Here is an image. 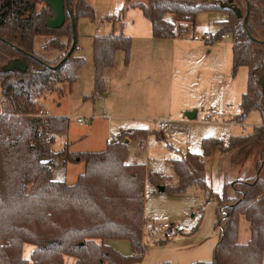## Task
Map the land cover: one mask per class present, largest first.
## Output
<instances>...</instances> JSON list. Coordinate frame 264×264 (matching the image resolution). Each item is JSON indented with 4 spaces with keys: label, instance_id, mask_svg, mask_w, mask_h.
Wrapping results in <instances>:
<instances>
[{
    "label": "trees",
    "instance_id": "obj_1",
    "mask_svg": "<svg viewBox=\"0 0 264 264\" xmlns=\"http://www.w3.org/2000/svg\"><path fill=\"white\" fill-rule=\"evenodd\" d=\"M41 0H0V264H131L145 254L141 232L143 216L145 169L143 164L126 162L125 140L138 139V151L150 132L143 128L122 131L117 141L100 151L72 152L67 144L52 149L57 134L68 129V118L61 115H38L41 105L36 98L58 83H72L84 58L76 55V24L80 17L94 18V10L85 0H68L73 16L75 45L71 54L54 68L67 54L71 42V23L67 11L59 28L45 25L52 16L45 5L37 10ZM129 7H138L150 21L154 37H173V24L165 14L194 19L196 14L220 11L227 18L218 23L215 36L231 33L232 70L240 66L248 69L245 92L240 100L237 121L257 110L261 124L251 132L230 136L227 144L220 139H202V152H186L184 158L171 160L178 177L175 186L163 185L165 190L181 193L187 186L204 184L198 177L203 169V157L213 147L221 152L238 149L251 142H264V88L259 78L264 74V0H147L145 3L126 0ZM221 3L229 6L222 8ZM126 6V7H127ZM234 9L240 10L238 17ZM120 17V16H119ZM111 19V18H110ZM50 38L43 48L63 51V56L47 60L34 50L37 36ZM64 38V40H62ZM131 38L120 32L96 35L92 41L93 88L90 98L104 91V70L114 63L119 50L129 54ZM24 61L25 69L7 70L11 61ZM128 142V141H127ZM84 163L83 172L75 182L67 184L51 178L56 160ZM264 147L256 163V174L230 183L234 195L227 194V184L215 195V228L218 242L210 262L191 264H262L264 255ZM149 181L157 187L161 176L153 173ZM249 224L250 237L238 242L239 217ZM125 239L132 255L119 254L107 240ZM24 244L33 245L29 258L23 256ZM167 264V263H163Z\"/></svg>",
    "mask_w": 264,
    "mask_h": 264
},
{
    "label": "rangeland",
    "instance_id": "obj_2",
    "mask_svg": "<svg viewBox=\"0 0 264 264\" xmlns=\"http://www.w3.org/2000/svg\"><path fill=\"white\" fill-rule=\"evenodd\" d=\"M136 1L145 3L147 0ZM87 3L94 10V18L80 17L76 24L79 36L85 35L81 41V55L84 59H87L88 52L91 55L90 35L96 29L103 31L108 26L107 24L111 23V19L120 24V18L122 22H126L131 14H141L136 8L130 10V15L126 17L124 14L128 5L126 0H88ZM44 5V2L39 1L36 9L39 10ZM201 13L203 12L196 14L195 18L199 25L207 23L208 19L207 15ZM166 19L170 21L171 16L166 15ZM210 30H212L211 27ZM202 33L200 28L195 29L194 34ZM49 38V35L37 36L34 50L45 59L54 61L64 53L51 47L43 48L42 44ZM254 50L258 56L264 54V50L257 49V47ZM262 62L264 64V58H262ZM247 70V67L244 66L237 68L235 72L232 70V74L236 75L237 73V80L241 78L244 87L248 78ZM90 81V76H86L84 72L82 75L79 73L76 74L71 84L68 82L58 83L51 90L43 91L36 98L41 109L52 115L68 118L67 131L56 135L52 149L57 151L67 144L68 150L72 152L100 151L104 149L106 137H113L117 141L118 122L106 117L104 107L98 100L95 104L92 103V98H90L92 83ZM1 101L0 96V108ZM221 111V109L216 110L217 115L199 112L193 121L172 118L166 131L159 130L158 122L152 121L150 124L139 122L140 128L150 132L144 141L143 148L138 151V139L126 142V161L129 164H143L145 172H147L144 184L143 213L145 219L150 222L166 221L172 224L175 230L173 237L160 240V238H154L156 236L145 235L142 226L141 239L143 245H146L145 254L140 261L131 264H191L198 261L210 262L213 259L219 236V229L215 228V195L222 192L229 174L227 172L229 170L223 169L225 161L219 147L212 148L213 150L211 149L210 153L203 157V169L198 173V177L204 187L192 184L181 193L159 192L157 186L149 181L148 176L157 173L161 176V185L175 186L178 179L171 166V160L184 158L186 152L200 154L203 138H216L227 144L230 136L247 134L254 126L261 124L260 114L257 110L250 111L241 122L236 120L240 114L239 107L233 105L224 110L225 113ZM79 117L83 118L84 122L79 123L77 121ZM88 121L90 122L88 123ZM83 169L82 161L71 163L58 159L52 168L51 177L53 180L71 184L75 182ZM263 176L264 171L260 177ZM226 184L227 194L233 196V188L230 183ZM243 221L244 219H242L240 228L241 239H243V231H246ZM117 243L115 250L119 254L132 255L131 245L127 240L119 239ZM33 247L31 244H24L23 256L29 258ZM65 260L67 264H72L74 261L72 257L67 256H65Z\"/></svg>",
    "mask_w": 264,
    "mask_h": 264
},
{
    "label": "crops",
    "instance_id": "obj_3",
    "mask_svg": "<svg viewBox=\"0 0 264 264\" xmlns=\"http://www.w3.org/2000/svg\"><path fill=\"white\" fill-rule=\"evenodd\" d=\"M136 8L139 9L127 6L125 16L128 17L129 11ZM139 11L141 14L137 12L135 15L131 14L126 22H122L120 18V24H117L111 19V23H108L103 31L96 29L90 35L91 55L90 52L87 53V59H84L83 65L76 73L82 75L84 72L86 76H90L93 88V37L121 31L131 38L129 54L126 55L121 50L115 53L113 65L104 70V91L92 99L93 104L97 100L100 102L108 119L118 122L117 138L122 131L140 128L139 122L150 124L152 121L157 123L163 119L171 121L172 118L193 121L199 112L217 115L216 110L221 109V112L225 113L224 110L233 105L239 107L240 112L239 104L247 82L244 87L241 78L237 80V73L232 74L233 38L227 37L221 41L205 43L191 39L154 37L150 21L140 9ZM201 14L207 15V23L199 25L195 16L192 19L193 25L185 27V36H191L195 33V29L199 28L203 33L215 31L218 23L227 18V14L220 11H206ZM166 15L171 16V22L178 17L165 14V18ZM84 36L80 37L77 33L76 55L82 56L81 41ZM113 142H115L114 138ZM107 144L110 143L105 139L104 148ZM263 147L264 142L255 141L229 152H220L225 161L223 169L229 170L225 184L254 176L256 163ZM215 148L216 146L213 147ZM263 171L264 165L260 170V176ZM176 178L178 179L177 175ZM242 219L246 225L243 239L240 229ZM249 237V224L243 216H240L238 242L246 243ZM117 241L118 239H112L107 240L106 243L116 249ZM262 264H264V255Z\"/></svg>",
    "mask_w": 264,
    "mask_h": 264
},
{
    "label": "built area",
    "instance_id": "obj_4",
    "mask_svg": "<svg viewBox=\"0 0 264 264\" xmlns=\"http://www.w3.org/2000/svg\"><path fill=\"white\" fill-rule=\"evenodd\" d=\"M173 33L174 36L173 38H180V39H191L193 41H201L205 43L209 42H214V41H221L224 40L227 37H232L230 33H221L219 36H215V32H204L202 34H192L191 36L187 37L184 35L185 32V27L186 26H192L193 21L192 19H186V18H177L173 20ZM38 115L45 116L48 115V111H45L44 109H39L38 110ZM77 121L79 123L84 122V119L79 117L77 118ZM170 120L169 119H163L158 122V128L161 131H166L169 127ZM107 143H112L113 138L112 137H107L106 138ZM56 163V162H55ZM55 165V164H54ZM174 228L173 225L166 222H150L145 220L143 224V232L145 235H152L156 236L154 238H160V240H166L169 239L173 236L174 233Z\"/></svg>",
    "mask_w": 264,
    "mask_h": 264
},
{
    "label": "water",
    "instance_id": "obj_5",
    "mask_svg": "<svg viewBox=\"0 0 264 264\" xmlns=\"http://www.w3.org/2000/svg\"><path fill=\"white\" fill-rule=\"evenodd\" d=\"M42 2L46 3L52 10V13L53 15L52 16H49L46 18V21H45V25L49 28H59L61 27L64 22H65V11L68 12L69 14V17H70V23H71V33H72V42H71V46L67 52V54L62 58V60L56 65L54 66L57 67L59 66L70 54L71 52L73 51V48H74V45H75V29H74V21H73V16L71 14V12L69 11V6H68V0H41ZM246 2V12H245V15L243 16V22H242V26L243 28L245 29L247 35L252 38L251 34L248 32V30L246 29V26H245V21L247 19V16H248V7H247V0H245ZM220 6L222 8H229L228 5L224 4V3H221ZM235 12H236V15L238 17H242V13L240 12V10L238 9H234ZM259 43H264V40H255ZM14 67H17V68H20V69H25V62L22 60V61H11L6 69L7 70H10ZM259 84L260 86H262L264 88V74L259 78ZM128 140L126 139L125 142H127ZM157 190L159 192H164L165 188L163 185H159L157 187Z\"/></svg>",
    "mask_w": 264,
    "mask_h": 264
}]
</instances>
